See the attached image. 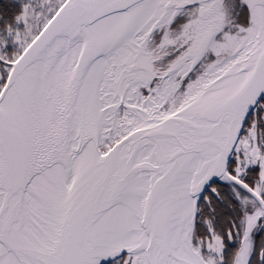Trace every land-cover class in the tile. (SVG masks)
<instances>
[{"label":"snow or ice","instance_id":"snow-or-ice-1","mask_svg":"<svg viewBox=\"0 0 264 264\" xmlns=\"http://www.w3.org/2000/svg\"><path fill=\"white\" fill-rule=\"evenodd\" d=\"M0 264H264V0H0Z\"/></svg>","mask_w":264,"mask_h":264}]
</instances>
